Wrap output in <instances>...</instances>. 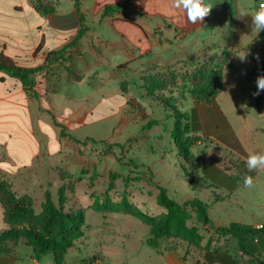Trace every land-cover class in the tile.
<instances>
[{
  "label": "crops",
  "instance_id": "obj_1",
  "mask_svg": "<svg viewBox=\"0 0 264 264\" xmlns=\"http://www.w3.org/2000/svg\"><path fill=\"white\" fill-rule=\"evenodd\" d=\"M43 1L54 11L39 13L35 0H0V57L17 67L35 69L46 67L51 52L70 46L61 63L34 76L36 96L20 78L0 70V178L18 196L43 204L47 192L58 197L72 178L77 180L73 182L75 194L78 187L85 188V171L96 163L84 147L86 141L95 140L98 131L94 126L114 115V108L129 97L132 85L140 84L143 89V78L150 74L215 60L214 65L223 67L217 103L234 130L220 97L234 93L240 99L239 94L251 82L247 76L263 63L264 34L252 31L251 14L264 0H208L213 8L196 24L188 23L183 11L172 7V0H79L78 6L76 0ZM120 4L127 6L105 13L108 7ZM82 23L87 29L71 46ZM245 50L249 55L241 62L237 55ZM217 56L224 59L217 60ZM236 137L247 154L257 148L246 132ZM215 165L223 175L243 176ZM62 175L71 179L63 180ZM201 175L204 177L202 171ZM205 183L229 200L235 195L238 198L243 184L238 181L229 190L210 180ZM223 201L225 198L216 202ZM210 218L213 226L204 228L211 236L217 228L232 223L259 230L257 226L264 225V207L245 209L235 217L210 214ZM216 235L219 242L214 250L206 247L212 254L218 250L224 261H218L216 255L208 259L205 251L204 261L192 264H264V232L248 235L243 248L235 237ZM5 259L3 264H11L10 258Z\"/></svg>",
  "mask_w": 264,
  "mask_h": 264
},
{
  "label": "rangeland",
  "instance_id": "obj_2",
  "mask_svg": "<svg viewBox=\"0 0 264 264\" xmlns=\"http://www.w3.org/2000/svg\"><path fill=\"white\" fill-rule=\"evenodd\" d=\"M217 57L224 59L222 56ZM227 59L231 60V56H227ZM263 64L264 60L258 69L247 76L251 84H246L248 90L239 94L240 99H235L234 93L220 97V104L231 119L234 133L243 136L246 132L256 143L257 148L251 153H264V91L258 96L253 95L257 91V77L264 75ZM216 66L193 62L150 74L143 78V86L150 77L159 74V78L156 77L148 85L150 92L142 89L140 84L132 85L128 90L129 97H125V101L117 103L114 108V115L94 126V130L98 131L93 136L95 140L86 141L84 147L96 163L94 168L85 171L87 185L85 188L78 187L76 194L73 182L77 180L71 179L67 190L69 194L64 201L66 210L70 207L85 210L84 237L69 250L64 264H176L183 261L192 264L204 261L208 240H211L210 250H214L215 243L219 242L216 234L211 236L202 227L204 239L200 246L176 238L162 242L160 251L147 246L150 228L139 219L125 213L93 211L92 194L104 195L111 182L114 190L109 195L114 201L127 197L152 216H160L166 211L157 204L158 186L166 188L168 196L179 203L193 198L201 199L213 207L210 214L214 217H235L243 214L245 209L264 207V171L249 172L246 157L236 154L215 138L202 137L201 142L192 148L190 163L180 155L171 136L175 119L173 109L167 108V105L189 112L194 103H198L196 100L203 101L204 87L209 84ZM125 119H128L127 123ZM152 121H158L159 124L151 129L145 128ZM205 162L218 164L229 174L253 177L256 173L254 186L245 188L242 184L238 198L235 195L229 200L219 191L210 189L209 183L201 181L200 167ZM6 182L14 191L13 186ZM222 198L225 201L216 202ZM54 200L60 206L59 196ZM238 203H241L240 206ZM29 204L36 213H41L43 204L33 199H30ZM8 227L5 209L0 202V232ZM0 252H3L0 264L5 263V257L12 260L8 262L11 264H56L52 253L43 256L41 263L35 260L33 248L27 246L25 239L6 242L0 246ZM95 257L94 262H91Z\"/></svg>",
  "mask_w": 264,
  "mask_h": 264
},
{
  "label": "trees",
  "instance_id": "obj_3",
  "mask_svg": "<svg viewBox=\"0 0 264 264\" xmlns=\"http://www.w3.org/2000/svg\"><path fill=\"white\" fill-rule=\"evenodd\" d=\"M76 4L78 6L79 0H76ZM126 6L127 4H120L108 7L105 13L108 14L113 10H122ZM34 7L39 13L44 15L54 11L43 0H35ZM86 29V26L82 23L81 29L71 46L82 37ZM262 34H264V31H262ZM69 47L51 52L46 67L35 69L17 67L9 59L0 57V70L7 71L20 78L26 90L36 96L34 76L44 69L51 71L55 65L61 63L65 59V53ZM215 59L221 60L219 57ZM207 63L214 65L215 60ZM216 67L209 84L204 87V91L202 90L205 99L203 101L196 100L198 103L195 104L190 112H183L167 105V108L173 109V118L175 119V127L171 132V136L180 155L185 157V160L190 163H192L190 161L192 148L201 142L202 137L208 139L214 136L217 140L244 157L247 158L248 156L217 103V97L223 84V67L221 65ZM156 77L159 78V74L158 76L150 77L145 83L146 85L144 84L143 89L150 92L148 85H151L156 80ZM257 101L259 102V97ZM158 124V121H152L145 128L151 129L152 126ZM92 141L94 142V140ZM78 143L81 142L78 141ZM201 171L204 175L201 178L202 182L205 183L210 180L212 183L223 185L229 190L235 189L237 182H243L244 178L242 175H223L224 171L214 163H204L201 166ZM62 177L63 180L71 179L65 175H62ZM68 188L69 186H65L60 191V206L55 202L53 195L47 192L41 213H36L31 204H29L31 197L18 196L6 181L0 180V202L4 206L5 220L9 225L7 229L0 232V246L6 242H18L21 239H25L27 246L33 248L35 260L39 261L43 256L52 253L56 264H64L69 250L74 247L77 240L84 237V226L86 225V214L83 208L70 207L68 210L65 208V193ZM157 188L159 190L157 204L166 210L160 216H152L144 212L127 197H122L120 201H114L109 195L110 191L114 190L112 182L104 195L92 194V209L98 213H125L139 219L150 228V236L146 240V245L157 251L161 250L162 242L171 238L200 246L204 239L201 234V228L213 226L209 214L210 205L199 198L179 203L168 196L166 188L162 186ZM191 222L193 223L191 224ZM215 232L223 237L232 236L239 239L240 246L243 248V241L248 235H257L260 232H264V228L256 230L252 227L232 223L229 226L217 228ZM209 246L210 241L207 244V247ZM207 247L205 251L208 252V259L216 255L219 257L218 261H224L218 250H215L212 254ZM1 254L3 252H0ZM95 259L96 257L91 259V262H94Z\"/></svg>",
  "mask_w": 264,
  "mask_h": 264
},
{
  "label": "clouds",
  "instance_id": "obj_4",
  "mask_svg": "<svg viewBox=\"0 0 264 264\" xmlns=\"http://www.w3.org/2000/svg\"><path fill=\"white\" fill-rule=\"evenodd\" d=\"M213 4L208 0H172V7L177 10H182L188 23L196 24L203 21L208 16L213 8ZM252 31L257 35L264 31V3H261L257 10L251 14ZM249 53L245 50L237 57L241 62H246ZM259 60V56L255 57ZM257 91L253 93L258 96L261 91H264V75L258 76L256 80ZM246 167L249 172L264 171V153H249L246 159ZM243 186L252 188L254 186V178L246 175L243 178Z\"/></svg>",
  "mask_w": 264,
  "mask_h": 264
},
{
  "label": "built area",
  "instance_id": "obj_5",
  "mask_svg": "<svg viewBox=\"0 0 264 264\" xmlns=\"http://www.w3.org/2000/svg\"><path fill=\"white\" fill-rule=\"evenodd\" d=\"M257 228H258L259 230H261V229L264 228V225H263V224H260V225L257 226Z\"/></svg>",
  "mask_w": 264,
  "mask_h": 264
}]
</instances>
